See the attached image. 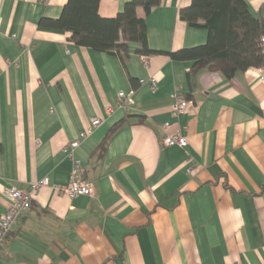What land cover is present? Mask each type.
Returning <instances> with one entry per match:
<instances>
[{
    "label": "crops",
    "instance_id": "crops-1",
    "mask_svg": "<svg viewBox=\"0 0 264 264\" xmlns=\"http://www.w3.org/2000/svg\"><path fill=\"white\" fill-rule=\"evenodd\" d=\"M128 1L101 0L100 15ZM191 1L137 7L161 53L146 60L131 42L124 63L40 24L68 0H0V217L8 188L50 183L16 220L0 264H264V78L254 66L229 79L168 54L207 43V29L180 17ZM246 2L264 19V0ZM121 91L131 107L118 106ZM177 92L194 105L175 118ZM175 121L184 148L164 144L162 124ZM87 130L74 157L95 195L70 198L58 190L73 167L64 148Z\"/></svg>",
    "mask_w": 264,
    "mask_h": 264
},
{
    "label": "trees",
    "instance_id": "trees-1",
    "mask_svg": "<svg viewBox=\"0 0 264 264\" xmlns=\"http://www.w3.org/2000/svg\"><path fill=\"white\" fill-rule=\"evenodd\" d=\"M161 1L129 0L116 17L103 18L99 12L101 0H68L57 19L44 17L40 24L70 32L77 45L115 54L126 63L131 42L137 43L140 55L161 53L150 48L146 21L137 16V7L150 14ZM180 17L189 26L207 29L208 39L202 46L169 52L173 59L194 60L195 70L208 67L229 79L239 71L262 65L264 19L250 12L246 0H192L190 7L181 9ZM123 123L110 129L99 147L100 154Z\"/></svg>",
    "mask_w": 264,
    "mask_h": 264
},
{
    "label": "built area",
    "instance_id": "built-area-1",
    "mask_svg": "<svg viewBox=\"0 0 264 264\" xmlns=\"http://www.w3.org/2000/svg\"><path fill=\"white\" fill-rule=\"evenodd\" d=\"M31 1V0H26ZM260 47L263 56L262 65L259 68L260 75L264 78V35L260 38ZM147 60V57L144 56ZM157 80L154 78L150 79V89L155 90L157 87ZM119 102L118 106L125 108L131 107L133 103V94L126 93L124 91L118 92ZM172 116L175 118L180 117L184 112H186L190 107L194 105L193 101L185 98L183 94L177 92L174 95V102L172 103ZM107 111L111 112L112 107L107 105ZM102 123V119L97 117L92 122V127L88 130L91 131L93 127L98 126ZM162 129H164L163 141L166 146L177 145L184 148L188 145L187 136L185 134L186 128L182 126L178 121L175 122H165L162 124ZM88 130L80 134L76 139L68 142L64 148V151L68 157L73 160L72 172L70 179L67 184L58 187V190L62 194H67L70 198H75L76 196H94L95 190L94 185L91 181L85 179L84 166L76 157H74L75 149L79 147V144L84 140L88 134ZM49 178L45 177L34 182L30 189L21 190L17 187H10L6 190V197H8V205L4 214L0 217V251L4 247L6 240L10 235V231L16 220L23 217L32 206L34 193L44 186H48Z\"/></svg>",
    "mask_w": 264,
    "mask_h": 264
}]
</instances>
